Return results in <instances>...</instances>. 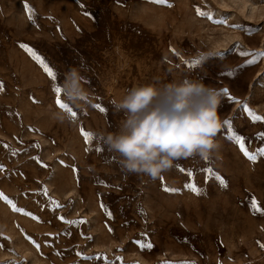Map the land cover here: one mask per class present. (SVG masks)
Listing matches in <instances>:
<instances>
[{
	"label": "rangeland",
	"instance_id": "obj_1",
	"mask_svg": "<svg viewBox=\"0 0 264 264\" xmlns=\"http://www.w3.org/2000/svg\"><path fill=\"white\" fill-rule=\"evenodd\" d=\"M262 53L264 0H0V264H264ZM82 60L77 109L53 86ZM185 77L222 92L219 148L125 173L111 101Z\"/></svg>",
	"mask_w": 264,
	"mask_h": 264
},
{
	"label": "clouds",
	"instance_id": "obj_2",
	"mask_svg": "<svg viewBox=\"0 0 264 264\" xmlns=\"http://www.w3.org/2000/svg\"><path fill=\"white\" fill-rule=\"evenodd\" d=\"M84 70L83 60L79 67H68L61 83L64 100L77 109L90 102ZM221 102V90L187 77L139 85L122 99L111 101L113 110L123 113L124 119L118 131L101 138L109 151L118 154L122 171L155 180L176 161L208 158L219 148L216 137L222 127ZM54 115L60 122L70 119L63 111Z\"/></svg>",
	"mask_w": 264,
	"mask_h": 264
},
{
	"label": "snow or ice",
	"instance_id": "obj_3",
	"mask_svg": "<svg viewBox=\"0 0 264 264\" xmlns=\"http://www.w3.org/2000/svg\"><path fill=\"white\" fill-rule=\"evenodd\" d=\"M159 2L164 3V2H166V0H159ZM30 18H31V15H30ZM21 47H25V48H27L26 45H21ZM28 51L31 52V49H28ZM261 55H264V53H262ZM33 56H34V58H35V59L41 64V66L43 67L44 71L48 74V76H49L53 81H55V80L57 79L56 73H54V71H53V70H52V69H51V68H50V67L44 62V60H43L41 57L37 56L35 53H33ZM53 91H54L55 93H57V95L59 96V94L61 93L62 89H61L59 86L54 85V86H53ZM222 91H223L224 93H227V92H228V89H223ZM232 99H234V98H232ZM56 103L58 104V106H59L61 109H63V110H65L66 112H68L71 118H75V117H76V113H75L74 111H72V109L69 107V105H68L67 103L62 102L59 98H57ZM96 107H97V108H100L99 105H97ZM100 110H101V111H105V109H103V108H100ZM250 114H251L253 120L264 119V117L256 116L254 113H250ZM225 123H228V121H225ZM82 134L84 135V138H85V141H86V142H89V141H91V140L94 138L93 135H92L91 133L83 132V130H82ZM241 148H242V150H243V145H241ZM99 150H100V149L97 148V151H99ZM260 152H261L262 155H264V148L260 149ZM245 155H248V153L245 152ZM249 158L252 159L253 161L256 159L255 156H249ZM205 159H207V158H205ZM161 179H162V177H161ZM218 179H219V178H218ZM220 183L223 184L224 181H223L222 179H220ZM187 186L190 187L191 190H193V191H198V189H197L194 185H187ZM165 190H166V191H176V189H171V188H166ZM4 199L7 200L6 197H4ZM254 206H255V205H254ZM13 210H18V209H16V208L13 206ZM61 219H63V217H61ZM142 246L150 248V247H151V244L142 245ZM262 247H264V245H262Z\"/></svg>",
	"mask_w": 264,
	"mask_h": 264
}]
</instances>
